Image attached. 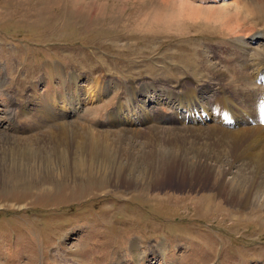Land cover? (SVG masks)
<instances>
[{"label":"rangeland","instance_id":"obj_1","mask_svg":"<svg viewBox=\"0 0 264 264\" xmlns=\"http://www.w3.org/2000/svg\"><path fill=\"white\" fill-rule=\"evenodd\" d=\"M262 58L264 0H0V264H134V243L146 255L141 264H264V187L236 202L248 185L220 180L225 167L227 178L244 171L249 157L231 155L227 143L215 148L223 134L210 127H222L185 123L176 99L188 84L209 90L203 104L246 83L238 71L251 81ZM130 86L136 97L127 101ZM261 87L250 86V105ZM50 91L74 103L64 110L62 96L45 97ZM45 99L55 102L56 120L84 126L66 143L85 133L91 143L65 157L47 151L57 122L43 115ZM127 103L128 120L117 122ZM146 114L154 119L131 120ZM192 130L203 133L194 139ZM36 134L43 152H7L23 147L16 137ZM175 134L203 150H187L185 160L210 165L208 174L163 164L159 153Z\"/></svg>","mask_w":264,"mask_h":264},{"label":"bare ground","instance_id":"obj_2","mask_svg":"<svg viewBox=\"0 0 264 264\" xmlns=\"http://www.w3.org/2000/svg\"><path fill=\"white\" fill-rule=\"evenodd\" d=\"M211 11H214V10H211ZM185 13L187 14V12L184 11V14ZM196 13H197V11H196ZM201 15H203V14H201ZM209 19H210V17H209ZM230 20H231V18H230ZM224 24H227V23H224ZM234 25H235V23H234ZM239 25H241V24H239ZM234 27H232L233 32L236 30ZM241 28H238L237 32H238V30L240 31ZM228 30H230V29H228ZM245 31H248V30L245 29L242 32H245ZM257 38H258V36H257ZM205 63H207V61ZM260 63L262 66L264 65V58H262L260 60ZM215 67H216V65H215ZM49 69H50V75H54V72L56 71V69L50 65H49ZM46 75H48V74L46 73ZM259 76H261V74H259ZM2 77H0V84L4 81V78H2ZM101 77H103V76H101ZM237 77L240 80H242L243 78H246L244 80V82H246V83H242L238 87L233 86V89L225 88L223 86V87L217 89L214 93H212V95H209L206 98L205 103H203V104H201L199 102L205 98L204 95L206 93H208L209 90H207L205 88L196 89V88L191 87L188 84H185V87H183V91H181L179 93V95L176 97V99H177V103L179 104L180 108H183L185 111H187L188 115H190L189 112L191 110H195L197 112L200 111L201 114H204L205 112H207V115L210 117V119H215V118L220 117V114L217 113L218 109L219 110L224 109V112L222 113L223 115H225L227 117L229 114H231V116L234 117V119H235L234 120L235 124L241 125V127L239 126L238 129H233V130L232 129L228 130V129H224V128L216 129V127L214 126V128L210 127V131L219 130V132L223 134V135H219V137H222L223 140H221L219 138L215 142V144H216L215 148L221 147L220 144L227 143L228 144V151L230 152L231 155H234L237 158H240L242 155L244 156V154H246V156L249 157V158H247V159H249L248 163L246 164L247 168H245L244 171H242V172L240 171L237 174L232 175L231 178H227V176L229 174H231L230 167L228 166V167H225V170L223 169V178L220 179L221 181H223V183L227 182V185L234 183L235 180H237L238 182H240L242 184L243 183L247 184L248 185V190H247L248 193L245 194V197L242 200L236 201V202L244 201V203H245L248 200H252V198L254 196H257V193L256 194L253 193V190H254L253 185H257L259 183L261 187H264V176H257L256 175V172L260 167L264 168V125L261 123V121H262L261 114H260L261 102H259L260 97L261 96L264 97V96L262 95V87H261V89H258L259 90L258 94L255 93L257 95L256 96L257 101L254 102L253 105L252 104L250 105L249 104L250 102L249 103L247 102V94L250 90V86L258 85V84H255L254 82L250 83L251 81L247 82V80L251 77L250 73H246L243 75L242 73H240L238 71ZM103 80H105V79H103ZM99 82L100 81H98V83ZM32 85H33V83H32ZM144 85H146L147 88L152 87L146 83H144L143 86ZM241 86H243V87L241 88ZM132 88L133 87H131V89H129L130 95H127V101H129V96L132 99L136 97L134 95V90H132ZM201 91H203V95L199 94ZM139 93H140L141 97H146V96H148V94L150 92H148L145 88H143L141 91H139ZM165 94H167L169 96L168 89H166ZM251 94L253 95L254 93H251ZM33 96L38 97L37 94H33ZM57 96L63 97V99H62L63 106L62 107H64V110H66L65 107L67 105H72L74 103V98L73 99L70 97L68 99L64 98L65 92H58L57 93L55 91H50V93H48V94L45 93V97H47V98H49V97L55 98ZM251 99H249V100H251ZM207 101L210 102V105L206 104ZM252 101H254V100H252ZM144 102H146V99L144 100ZM54 103L55 102L51 99L49 101H48V99H45V103L43 104V107H42V108H44V110H42L43 115L46 116V118H51L52 121L54 118V122H57L56 125H54L53 128H51L47 132V134H48L47 137L50 138V135H51L50 132L55 130V133L53 135V136H55V138H53V140H51V142L53 143V147L47 148V151H56V152H58L59 156L65 157L67 155L68 148L73 147V146H75L76 148H84L83 147L84 142L89 141L91 143L90 138L93 136L89 135V134L86 135V133H85L86 138L84 141L78 142L76 145H73V142L72 143H66L64 137L68 136L70 133L72 136L77 134L79 132L78 127L82 128L84 126H82V124L81 125L79 124L78 126H74L73 127L74 132H73V130H72L73 128H69L67 126L68 124L66 122H64L63 119L56 120V116H55V112H54L55 111V104ZM130 106H131V104L127 103L126 105L120 104L118 106V108H116V110L118 111V116H116L115 120L117 122H119V120L122 119L121 117L127 119L125 117V115L123 114V107H124V109H132V107H130ZM254 107H255V112L256 113L258 112L257 115H255V113H254ZM198 108L200 110H198ZM246 108H249V109L247 110ZM251 108H253V109L251 110ZM36 110L39 111V109H36ZM190 118L192 120L201 121V119L200 120L195 119L194 116L193 117L190 116ZM86 129L90 130V128H87V127H86ZM134 131L140 133V130H134ZM159 131H161V130H159ZM103 132L111 133V131H103ZM219 132H217V133H219ZM202 133L203 132H201V131L192 130V133L190 136L195 139V138H198L200 136V134H202ZM185 137H188V136L187 135H180V134L168 136V138H166V145L163 147L164 148L170 147V149L162 150L159 153L160 156H159V154H157V152H154V153L160 157L163 164H165L166 166H170L172 164H176L177 166L181 165L182 169L184 168L187 171H189L190 173H192L193 171H198L200 169H204V168H205L204 170L198 171V173H203L206 171V169L209 170L211 166L208 164L198 165L196 167H193L192 165L188 164L187 160H185V159H187L186 158V154H187L186 151L187 150L189 152L191 151V152H195L198 154L203 153V150H201L200 147H195L193 144L187 148V143L184 141ZM42 140H43L42 135H37V134L32 135V136L31 135L26 136V137H18V138L16 137L14 142L15 143H21V145L23 147L22 148L9 147L6 150H7V152L9 150H14V151L20 150V152H21L23 150L30 149L29 147L34 145L35 149H38V151L40 150L43 152L45 150V147L43 145ZM202 147H204V146H202ZM176 148H180V153L174 152V150ZM91 149H92V146L88 147L87 152L90 151ZM156 151H158V150H156ZM69 152L71 153V150ZM192 162H194V161H192ZM212 166L214 167L216 165H212ZM187 167H189V168H187ZM208 173L209 172L206 171V174H208ZM224 179H227L228 181L227 180L225 181ZM227 192H228L226 195L227 198H229L230 200L233 198L236 199V196L234 194L235 193L234 190L229 192V190L227 189ZM138 247L139 246H137L135 243L132 246V248H133L132 253L136 257V261L134 264H141V259L143 257L142 255H140V252L137 251ZM142 260H143V262L146 261V259L144 257ZM123 262H125V261H123ZM121 263H122V257H121V260L116 261V264H121ZM114 264H115V262H114ZM123 264H126V263H123Z\"/></svg>","mask_w":264,"mask_h":264}]
</instances>
